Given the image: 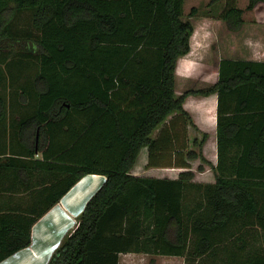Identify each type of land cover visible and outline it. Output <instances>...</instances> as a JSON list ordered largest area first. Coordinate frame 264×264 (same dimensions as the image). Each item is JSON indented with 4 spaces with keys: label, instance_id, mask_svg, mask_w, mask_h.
I'll return each instance as SVG.
<instances>
[{
    "label": "trees",
    "instance_id": "1",
    "mask_svg": "<svg viewBox=\"0 0 264 264\" xmlns=\"http://www.w3.org/2000/svg\"><path fill=\"white\" fill-rule=\"evenodd\" d=\"M225 1L221 19L236 31L244 9ZM183 3L0 0V123L8 112L2 88L15 78L13 68L19 74L36 66L32 81L17 92L22 102L34 99L17 123L19 153L0 151V262L27 247L32 225L88 174L104 181L47 264H118L119 254L131 252L199 263L245 228L264 231V60L223 57L212 86L177 96L176 66L190 51L194 28L182 18ZM258 3L264 0H248L245 9ZM24 11L38 36L13 30ZM214 93V182L195 181L189 169L176 178L131 173L142 147H148V166L189 168L185 159L199 156L186 152L183 103L188 95ZM176 111L169 138L165 128L153 138ZM205 136L192 145L200 148ZM155 152L169 158L153 161ZM32 191L23 208L6 199ZM237 238L244 247L247 237ZM226 259L264 264V254L237 261L227 253Z\"/></svg>",
    "mask_w": 264,
    "mask_h": 264
},
{
    "label": "rangeland",
    "instance_id": "2",
    "mask_svg": "<svg viewBox=\"0 0 264 264\" xmlns=\"http://www.w3.org/2000/svg\"><path fill=\"white\" fill-rule=\"evenodd\" d=\"M225 2V0H184L182 18L190 20L194 28L190 37V51L184 57H181L177 63L175 72L177 96L188 89L207 88L213 85L217 79L219 60L223 57L264 60V3H258L252 10H246L245 7L248 0H236V5L244 9L242 15L244 22L238 30L233 31L221 19V12L225 6ZM192 8L196 10L193 15H191ZM13 30L21 36H38V31L31 25L30 14L26 11L21 12L17 16L13 23ZM9 56H12V54ZM13 71L15 78L11 82L6 81L4 89L2 88V92L4 93L5 91L7 97L8 112L5 121L0 123V151L8 155L19 153V140L16 136L17 123L22 117L32 111L34 107V99L32 97L29 102H22L17 92L20 90L21 85H28L32 81L33 75L36 72V66L30 65L25 67L22 70L23 72L19 74L17 68H13ZM193 97L188 98V110L190 112H192L191 109L194 110L192 100L196 99H193ZM198 97L201 98L200 96ZM207 100L208 102L200 101L199 104L205 106L192 114L197 122H202L205 115L209 119L214 117V113H210L209 109H207L212 104V97ZM193 126H195L197 131L190 132V140H192L193 135L200 140L201 134L198 133L200 128L196 122H194ZM161 129L162 127L157 132L153 130L152 134L156 132V136H158ZM206 129L208 131L206 136L208 137V135L212 134V128L208 125ZM202 130L204 129H200L199 132L202 133ZM203 144V149L199 150H202L201 154L199 152L200 158L188 160L190 164L188 169L194 174L195 181L211 182L215 179V145L210 138L207 141L204 140ZM187 151L189 149H186ZM147 154L148 147H142L136 160L135 169L131 170L132 174L166 178L178 175L177 171L171 169L149 168L147 165ZM17 156L21 158V155H16V158ZM40 157V154L35 155V158ZM162 158L167 161L169 155L167 153L160 155L155 152L152 156L153 161H159ZM40 174H37L36 179L39 183L43 180ZM102 180H104L103 177H101L100 184ZM21 190L22 188H19V191ZM19 193H22V191ZM22 196L25 197V195ZM84 206L79 207V210L73 213L78 215ZM72 220L76 221V216ZM73 223L74 221L70 224ZM68 229L70 228L66 230ZM66 230H64V233ZM246 230L248 231V235L250 232L249 236L242 234ZM61 232L58 234V239L60 238V240L64 235ZM238 235H243L245 239L247 237L244 247H241L242 241L237 238ZM238 235L213 249L210 252V256L207 255L201 258L199 263L189 261L187 264H226L227 253L237 261L248 259L250 256L256 254H264V231L260 227L251 226L247 229L245 228ZM125 260L126 257H121L120 264H183L180 259H164L152 255L142 257L138 261L132 260L130 262L129 260Z\"/></svg>",
    "mask_w": 264,
    "mask_h": 264
},
{
    "label": "crops",
    "instance_id": "3",
    "mask_svg": "<svg viewBox=\"0 0 264 264\" xmlns=\"http://www.w3.org/2000/svg\"><path fill=\"white\" fill-rule=\"evenodd\" d=\"M188 53H186V54H188ZM185 55H183L181 57H184ZM246 59H248V58H246ZM252 60H261V59H252ZM217 74H218V70H217ZM197 89H200V88H197ZM175 93H177V91H176V75H175ZM191 96H194L193 99H196V100H192L193 101L192 102V104H193L192 107L194 109V110L191 109L192 112H190L188 110L189 109L188 108V98L191 97ZM200 97L201 98H199L198 95H188L185 98L184 103H183V109L186 111V116L185 117H186L187 122H186V125L184 126V128L183 129L180 128V129L181 130H185V132H186L187 149L195 150L198 153V156H199L198 158H200V154H201L202 150L201 151H199V150L203 149L205 143L204 144L202 143L200 148H198V146H193L192 142L197 137L195 135H193V138H191L192 140H190V132L197 131L195 129V126H193L194 122H196L200 129H204V130H202V133L199 132L200 129L198 130V133L201 134V138H200V140H201L204 137V135H206L207 132H208L207 129H206L207 126L209 125V127L212 128V134L210 136L208 135V137L205 136L206 137L205 140L207 141L208 138H210L214 142V145H215V162H214V166H215L216 165V150H217V148H216V105H217V96L214 93V94H210L208 96H200ZM211 97H212V104L207 109H209L210 113H214L213 114L214 117L212 119H209L208 116L205 115V117H203L204 119H203L202 122H197L195 120V118L192 116V114L196 113L197 111H199V109H202V107L205 106V105L201 106L199 104L200 101L208 102L207 99H209ZM200 99H202V100H200ZM178 113H179L178 111L171 113L166 118V120H164L162 122V125L161 126L159 125L154 130L157 132V131H159L160 127L165 128V130H166L165 131V136H167L169 138V131L171 130L170 121ZM193 120H194V122H193ZM156 132L154 134H151V136L153 138L156 137ZM194 148H197L198 150L194 149ZM199 152H200V154H199ZM185 161H187V163L189 162L186 159H185ZM135 165H136V163L134 164V166L132 167L131 170L135 169ZM149 168L153 169V168H158V167L149 166ZM159 168L171 169V170L177 171L178 174L180 172L185 171V170L188 169L186 167H181L179 165L170 164L168 162L165 163L164 166L159 167ZM137 175H139V174H137ZM101 177L102 176L99 175V174H91V175H88L87 177H85L84 179H82V181L79 182L77 184V186L73 190L69 191L63 197L62 201L58 202L55 206H53L50 209V211H48V213H46L44 216L40 217L32 225L31 231H30L31 243L27 247L15 252L11 256H9L6 259H4L3 261H1L0 264H47V261H48V259L50 257V254H51V249H49L50 246L53 245L54 242L56 244H58V234L61 231H63L64 229H67L68 227H70L68 225L71 222H73L72 219L74 218V216H76V217L78 216V215L74 214L73 212L74 211L76 212V209H78L79 207L81 208V207L84 206V204H86V201L91 197V195L94 193L96 188L99 187ZM176 177H169V178H176ZM199 182H205V181H199ZM212 182H214V181H211L209 183H212ZM22 195H25V197L22 196ZM32 198H33L32 192L30 194L15 195L12 198H11V196H8V197L6 196V199H8L10 201V203H11V201L19 202V204L21 205L20 208H23L25 206V204H27L28 201L30 199H32ZM132 255H134V256H132ZM151 255L155 256V257H161V258H164V259L176 258V259H180L183 264L185 263L184 257H182V256L160 255V254L155 255V254L132 253L131 252V253H121V254H119V262H118V264H120L121 257H123V256L126 257L127 261L129 260L130 262H132V260L133 261H135V260L138 261L142 257L151 256Z\"/></svg>",
    "mask_w": 264,
    "mask_h": 264
},
{
    "label": "clouds",
    "instance_id": "4",
    "mask_svg": "<svg viewBox=\"0 0 264 264\" xmlns=\"http://www.w3.org/2000/svg\"><path fill=\"white\" fill-rule=\"evenodd\" d=\"M88 175H91V174H88ZM88 175H85L84 177H82V179L85 178V177H87ZM101 176H102L103 179H104V176H103V175H101ZM103 181H104V180H102V183H103ZM102 183H101V184H102ZM101 184H100V185H101ZM100 185H99V186H100ZM97 188H98V187H97ZM97 188H96V190H97ZM96 190H95V191H96ZM95 191H94V192H95ZM56 204H57V203H56ZM54 206H55V205H54ZM73 224H75V220H74V223H73ZM73 224H69L68 226H70V227H68V228H71V227L73 226ZM66 231H67V230H66ZM66 231H65V232H66ZM63 236H64V235H63ZM61 239H62V238H61ZM58 241H59L58 244H56V243L54 242V244L50 246L49 249H51V248L54 246V247L52 248V250H51V254H52V253L54 252V250L58 247V245H59V243H60V240H58ZM56 245H57V246H56ZM18 251H19V250H18ZM52 251H53V252H52ZM51 254H50V256H51ZM49 258H50V257H49ZM48 261H49V259H48ZM48 261H47V263H48Z\"/></svg>",
    "mask_w": 264,
    "mask_h": 264
},
{
    "label": "water",
    "instance_id": "5",
    "mask_svg": "<svg viewBox=\"0 0 264 264\" xmlns=\"http://www.w3.org/2000/svg\"><path fill=\"white\" fill-rule=\"evenodd\" d=\"M83 179H84V178H83ZM81 181H82V178L79 179L74 185H72V186L70 187V189H69V190H68V191H67V192H66V193H65V194L59 199V202L62 201L63 197H64L69 191L73 190V189L77 186V184H78L79 182H81ZM55 205H56V204H55ZM51 208H52V207H51ZM51 208H50V209H51ZM50 209H49L48 211H50ZM78 210H79V208L76 209V212H77ZM48 211H47L46 213H48ZM76 212H75V213H76ZM46 213H45V214H46ZM45 214H44V215H45ZM44 215H42V216H44ZM73 221H74V220H73ZM64 230H66V229H64ZM64 230L61 232L62 234L64 233ZM64 234H65V233H64ZM58 240H60V238H59ZM58 242H59V241H58ZM53 247H54V246H53ZM53 247H52V248H53ZM52 248H51V250H52Z\"/></svg>",
    "mask_w": 264,
    "mask_h": 264
},
{
    "label": "bare ground",
    "instance_id": "6",
    "mask_svg": "<svg viewBox=\"0 0 264 264\" xmlns=\"http://www.w3.org/2000/svg\"><path fill=\"white\" fill-rule=\"evenodd\" d=\"M52 212V211H51ZM59 212V211H58ZM51 217V216H50ZM72 221V220H71ZM48 223V222H47ZM67 223V222H66ZM70 223V222H69ZM37 231V230H36Z\"/></svg>",
    "mask_w": 264,
    "mask_h": 264
}]
</instances>
